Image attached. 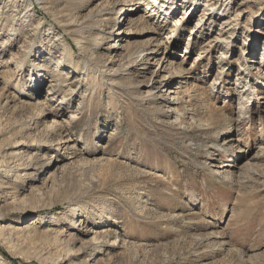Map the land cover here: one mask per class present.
Listing matches in <instances>:
<instances>
[{
    "label": "rangeland",
    "instance_id": "rangeland-1",
    "mask_svg": "<svg viewBox=\"0 0 264 264\" xmlns=\"http://www.w3.org/2000/svg\"><path fill=\"white\" fill-rule=\"evenodd\" d=\"M44 1L0 0V264H264V0Z\"/></svg>",
    "mask_w": 264,
    "mask_h": 264
},
{
    "label": "bare ground",
    "instance_id": "bare-ground-1",
    "mask_svg": "<svg viewBox=\"0 0 264 264\" xmlns=\"http://www.w3.org/2000/svg\"><path fill=\"white\" fill-rule=\"evenodd\" d=\"M141 1V0H140ZM140 1H138L137 2V5L140 3ZM153 2H155V3H157L158 2V0H152ZM38 3L39 4H44L45 3V1L44 0H38ZM120 5V3H115L114 2V5H113V7L112 8H107V9H109L108 11H104V12H106L105 14H107L108 15V18H107V16H106V19H103V18H100V19H98V21H97V23H105L104 24V26H108L109 28H113L114 27V25H115V23H114V19H115V17L113 16L116 12H118L117 11V6H119ZM136 5V6H137ZM44 6V5H43ZM153 6V5H152ZM46 7V6H45ZM208 7H210V8H214V4H209L208 5ZM133 8H135V6L134 7H132L131 9H130V13H132L133 12ZM119 10H123V8H121V9H119ZM100 12V11H99ZM134 12H136L135 10H134ZM104 14V13H103ZM98 15H101L100 13H98ZM97 15V16H98ZM148 16V15H147ZM141 18H143V20L142 21H144V22H146V23H149V19H148V17H146V16H144V17H141ZM141 18H139V19H141ZM127 21H128V19H127ZM131 21H128V23H130ZM179 22H180V20H177V22H176V24H179ZM127 23V24H128ZM16 29H14L13 30V35L16 33ZM122 31V29L120 30V34H125V31L124 32H121ZM129 31H131V29H129ZM158 46V45H157ZM156 49H158V48H151V50L149 51V52H146L145 53V51L144 50H142V51H135V52H132V51H130V45H124V50H125V52H126V55L125 56H122V59H120V61L121 60H125V59H130L131 58V56L133 55V54H137L138 55V57H142L141 59L144 61L145 59H146V57L147 56H149V55H146V54H152V53H154V52H157L158 50H156ZM145 55H144V54ZM23 55V60L24 59H26V58H28V56H29V52H26V53H24V54H22ZM157 56V55H156ZM14 61V60H13ZM3 61L2 60H0V64L2 63ZM133 62H135V61H133ZM173 61H172V63H171V66H173ZM178 69V68H177ZM179 69H181V68H179ZM182 71V69L180 70V71H178V73H180ZM11 73V72H10ZM10 73H8V71L7 70H5V71H2V72H0V78H2L4 81H6V83L8 84V83H10V81H11V74ZM66 73V72H65ZM60 76H62V82H67L68 80H67V78L68 77H65V75H64V73H60L59 74ZM61 79V78H60ZM53 83V82H52ZM185 83V81H181V85H183ZM65 85V84H64ZM186 85V84H185ZM184 88L186 87V86H183ZM73 89H70V94H72L73 93ZM184 91L185 92H187L188 91V88H185L184 89ZM180 92V91H179ZM179 92H177V94L179 93ZM184 92V93H185ZM174 94H175V92H174ZM183 98L184 97H181L180 96V94L178 95V97H177V100H181L180 102V106L179 107H177L176 109L178 110V111H181V107H182V104H183ZM176 100V99H175ZM191 101V100H190ZM183 115V114H182ZM181 115V116H182ZM67 125V124H66ZM62 130H64V127H62L61 129H60V132L62 131ZM67 131V130H66ZM60 132H59V134H60ZM63 135V134H62ZM5 188H7L8 189V187H5ZM12 188V187H11ZM15 188V187H14ZM15 196H17V195H15ZM34 222V221H33ZM32 222V224L30 225V223H25V226H23L22 228H20V227H18V228H20L19 229V233H18V235H25V233H31L32 232V225L34 224ZM109 232H110V230H108ZM104 232V231H103ZM105 234H106V232H105ZM107 234H109V233H107ZM106 234V235H107ZM117 238V237H116Z\"/></svg>",
    "mask_w": 264,
    "mask_h": 264
}]
</instances>
